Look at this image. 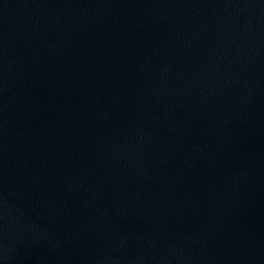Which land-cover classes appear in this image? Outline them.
I'll return each instance as SVG.
<instances>
[{
	"label": "water",
	"instance_id": "1",
	"mask_svg": "<svg viewBox=\"0 0 264 264\" xmlns=\"http://www.w3.org/2000/svg\"><path fill=\"white\" fill-rule=\"evenodd\" d=\"M0 264H264V0H0Z\"/></svg>",
	"mask_w": 264,
	"mask_h": 264
}]
</instances>
